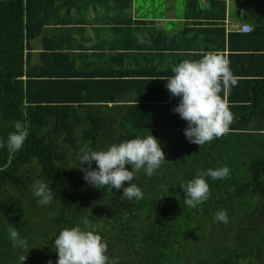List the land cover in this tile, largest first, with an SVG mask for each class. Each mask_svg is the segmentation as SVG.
<instances>
[{
    "label": "trees",
    "instance_id": "trees-1",
    "mask_svg": "<svg viewBox=\"0 0 264 264\" xmlns=\"http://www.w3.org/2000/svg\"><path fill=\"white\" fill-rule=\"evenodd\" d=\"M59 1L0 0V264H20L21 249L13 247L9 228L27 241L24 264H56L54 239L64 228H83L85 220L118 264H264V0H230L240 21L251 25L245 33L225 32L227 0H186V20L208 24L214 38L205 50L223 54L226 48L237 78L227 97L234 115L230 130L203 146L184 135L187 122L172 111L180 97L161 88L166 79L144 81L145 97L142 92L126 105L115 103L121 90L69 88V79L41 77L28 66L25 49L58 21ZM150 83L156 85L147 91ZM64 84L69 90L62 94ZM162 96L169 119L159 127L154 119ZM16 121L29 136L20 150L10 151L7 138ZM151 133L166 160L151 177L141 170L134 179L143 199L93 187L76 168L82 149L103 150ZM224 166L230 176L205 177L210 198L188 207L181 185ZM37 180L54 194L47 206L38 205L33 193ZM220 210L227 212V224L214 219Z\"/></svg>",
    "mask_w": 264,
    "mask_h": 264
},
{
    "label": "crops",
    "instance_id": "crops-1",
    "mask_svg": "<svg viewBox=\"0 0 264 264\" xmlns=\"http://www.w3.org/2000/svg\"><path fill=\"white\" fill-rule=\"evenodd\" d=\"M200 2L204 5L206 0ZM186 4V0H60L58 21L46 25L25 49L31 54L27 64L41 77L69 79V88L83 84L96 94L121 90L115 103L134 104L142 92L146 95L144 81L160 82L164 79L159 78L173 76L180 62L216 51L205 50L214 38L205 30L208 24L186 20ZM230 8L235 10L236 4L227 0L226 33L244 22L234 23ZM138 37L145 43H138ZM223 54L227 58L226 48ZM154 85L150 83L147 91ZM69 88L64 84L61 93ZM161 98L155 125H167L169 119L166 97Z\"/></svg>",
    "mask_w": 264,
    "mask_h": 264
},
{
    "label": "clouds",
    "instance_id": "clouds-1",
    "mask_svg": "<svg viewBox=\"0 0 264 264\" xmlns=\"http://www.w3.org/2000/svg\"><path fill=\"white\" fill-rule=\"evenodd\" d=\"M138 43H145L138 37ZM175 74L166 79V88L173 97H180V102L172 111L187 122L184 135L190 143L203 146L226 135L234 121V115L227 101L229 92L237 84V78L230 68V61L221 53L209 51L198 60H184L172 70ZM157 79V78H155ZM223 93V95H221ZM15 131L7 138L10 151L20 150L29 136L28 129L20 121L14 124ZM5 142L0 140V148ZM79 168L83 179L93 187L107 189L109 192H121L127 200L143 199L141 188L133 183L137 174L143 170L148 177L155 174L164 161L166 153L161 143L152 133L146 137H136L119 144H112L103 150H81ZM95 162L97 167L92 168ZM87 164V167H85ZM128 165H131L129 169ZM230 176L227 166L209 168L182 184L185 204L190 208L210 198V186L205 177L213 180L226 179ZM127 182V186H125ZM33 193L38 198V205L47 206L54 199V194L47 183L37 180L33 184ZM214 219L227 224V212L220 210ZM84 227L64 228L54 239L53 248L58 252L56 264H118L107 255L108 243L97 229L85 220ZM9 239L14 248L21 249L20 264L28 258V244L17 229L9 228ZM27 252V255L23 254ZM49 264H52L50 261Z\"/></svg>",
    "mask_w": 264,
    "mask_h": 264
},
{
    "label": "built area",
    "instance_id": "built-area-1",
    "mask_svg": "<svg viewBox=\"0 0 264 264\" xmlns=\"http://www.w3.org/2000/svg\"><path fill=\"white\" fill-rule=\"evenodd\" d=\"M224 24L225 26L227 27V19L225 18L224 20ZM251 30V25L249 23H246V22H243L241 24H239L238 28H237V31H240V32H249Z\"/></svg>",
    "mask_w": 264,
    "mask_h": 264
},
{
    "label": "rangeland",
    "instance_id": "rangeland-1",
    "mask_svg": "<svg viewBox=\"0 0 264 264\" xmlns=\"http://www.w3.org/2000/svg\"><path fill=\"white\" fill-rule=\"evenodd\" d=\"M236 10H237V9L233 10V8H230V9H229V11H230V13H231V18H234V23L240 21L239 17L235 15ZM157 126H159V127H164V126H166V125H157Z\"/></svg>",
    "mask_w": 264,
    "mask_h": 264
},
{
    "label": "water",
    "instance_id": "water-1",
    "mask_svg": "<svg viewBox=\"0 0 264 264\" xmlns=\"http://www.w3.org/2000/svg\"><path fill=\"white\" fill-rule=\"evenodd\" d=\"M239 13V11H237V14Z\"/></svg>",
    "mask_w": 264,
    "mask_h": 264
}]
</instances>
